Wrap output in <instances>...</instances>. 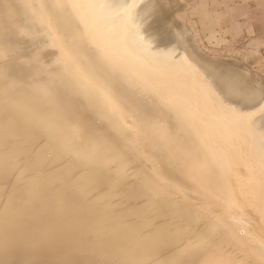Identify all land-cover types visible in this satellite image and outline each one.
Here are the masks:
<instances>
[{
	"label": "bare ground",
	"instance_id": "obj_1",
	"mask_svg": "<svg viewBox=\"0 0 264 264\" xmlns=\"http://www.w3.org/2000/svg\"><path fill=\"white\" fill-rule=\"evenodd\" d=\"M181 3L0 0V264H262L264 75Z\"/></svg>",
	"mask_w": 264,
	"mask_h": 264
},
{
	"label": "rangeland",
	"instance_id": "obj_2",
	"mask_svg": "<svg viewBox=\"0 0 264 264\" xmlns=\"http://www.w3.org/2000/svg\"><path fill=\"white\" fill-rule=\"evenodd\" d=\"M179 1L184 7L180 5L179 11H173L178 4L171 6V15L178 16L174 19L184 20L186 25L189 24L188 28L201 50L208 55L217 54L218 58L224 60L227 55H239L242 52V57L247 59L251 67L250 70L259 72L263 77L264 0ZM176 21L175 24L178 23ZM257 54H260L258 59H251L250 56ZM231 57L227 60H231ZM257 72H254L255 75Z\"/></svg>",
	"mask_w": 264,
	"mask_h": 264
},
{
	"label": "snow or ice",
	"instance_id": "obj_3",
	"mask_svg": "<svg viewBox=\"0 0 264 264\" xmlns=\"http://www.w3.org/2000/svg\"><path fill=\"white\" fill-rule=\"evenodd\" d=\"M262 264H264V261H262Z\"/></svg>",
	"mask_w": 264,
	"mask_h": 264
}]
</instances>
